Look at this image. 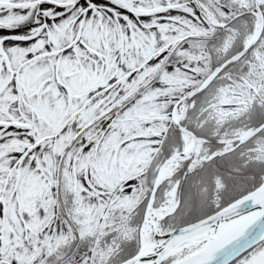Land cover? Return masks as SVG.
<instances>
[{"label":"snow or ice","instance_id":"1","mask_svg":"<svg viewBox=\"0 0 264 264\" xmlns=\"http://www.w3.org/2000/svg\"><path fill=\"white\" fill-rule=\"evenodd\" d=\"M0 264H264V0H0Z\"/></svg>","mask_w":264,"mask_h":264}]
</instances>
